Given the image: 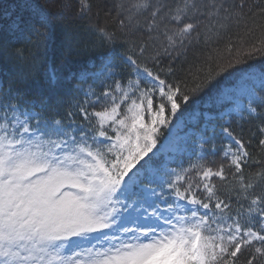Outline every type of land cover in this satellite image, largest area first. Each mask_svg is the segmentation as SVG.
Wrapping results in <instances>:
<instances>
[{
    "label": "snow or ice",
    "instance_id": "1",
    "mask_svg": "<svg viewBox=\"0 0 264 264\" xmlns=\"http://www.w3.org/2000/svg\"><path fill=\"white\" fill-rule=\"evenodd\" d=\"M78 3L28 4V29L86 19L98 63L0 82V264H264V7Z\"/></svg>",
    "mask_w": 264,
    "mask_h": 264
},
{
    "label": "trees",
    "instance_id": "2",
    "mask_svg": "<svg viewBox=\"0 0 264 264\" xmlns=\"http://www.w3.org/2000/svg\"><path fill=\"white\" fill-rule=\"evenodd\" d=\"M20 1L0 0V82L6 84L9 80L18 78L22 73L29 70V66L32 63H37L40 65L39 79L38 83L33 86L32 91L38 89L47 93L50 88L49 84L52 85L48 78L49 68L57 70L60 77L67 79L70 75H78L84 66L88 68V61L96 58L98 54L85 47V42L88 39L86 32L88 21L74 14L54 20L50 36L43 44L38 45L37 37L29 30H24L23 34H18L12 30L8 26V19L5 15V12L12 8V3L16 5L13 10L11 9L12 13L9 19L14 15H19L22 19L25 17L32 18V22H35L30 9L26 4L20 3ZM26 1L37 7L44 4L41 0ZM91 2L95 6L97 0H91ZM247 2L252 12L258 13L259 8L257 6L264 7V0H247ZM70 3L71 11L75 13L79 7L78 0H70ZM256 19L259 22V16ZM100 21L103 23V17H101ZM109 24L114 27L110 21ZM136 38L141 39L142 37L137 34ZM123 43L122 38L118 40V44ZM116 50L122 51V48L117 47ZM17 52L19 53V59L8 58V54L14 55ZM200 54L199 49H190L185 56H181L172 66L178 70V75L182 76L189 70L190 66L198 62L196 57ZM163 67L165 70L169 67L168 60L164 61ZM59 85H64L65 87L67 82ZM193 106L190 105L189 107L192 108ZM235 122L241 123L237 119ZM255 123H258V121H249L244 123V127H251Z\"/></svg>",
    "mask_w": 264,
    "mask_h": 264
},
{
    "label": "rangeland",
    "instance_id": "3",
    "mask_svg": "<svg viewBox=\"0 0 264 264\" xmlns=\"http://www.w3.org/2000/svg\"><path fill=\"white\" fill-rule=\"evenodd\" d=\"M41 1L44 2V0H41ZM21 2L24 3V4H26V6L28 4H31V3H29L26 0H23ZM11 5H12V8L11 9L13 10L16 4L13 5V3H12ZM11 9L8 12H5V15L7 16V19H8V22H7L8 23V26L11 27V29L14 30L15 32H17L18 34H23L24 30H29L28 29V25H29V22H32V18L29 19V18L25 17V18L22 19L19 15H14L13 17H11L9 19V16H11V13H12L11 12L12 11ZM93 11H95V6L93 8ZM94 20H96L95 16H93V22H94ZM8 31H9V29H8ZM118 51H120V50H118ZM93 63H98V55L96 56V58L91 59L90 61H88V66L89 67L87 68L86 66H84L82 68V71L85 70V69H90V67H91V65ZM50 71L55 73V70L54 69H52ZM49 72H48V74H49ZM56 77H57V79H56L55 83H53L49 79V81H51L52 85L49 84V87L50 88H49L48 92L49 91H53L55 87H56L55 90H63L64 89V85H59V84L64 83V82H67L68 83L67 79H64L65 77H58L57 75H56ZM48 78H49V75H48ZM194 107H195V105H194ZM193 108H190L189 107L188 111L191 112ZM236 119H237L238 122H240L239 121V118H236Z\"/></svg>",
    "mask_w": 264,
    "mask_h": 264
}]
</instances>
